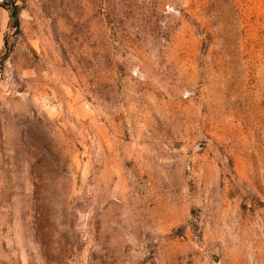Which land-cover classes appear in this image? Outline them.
<instances>
[{"label": "rangeland", "instance_id": "rangeland-1", "mask_svg": "<svg viewBox=\"0 0 264 264\" xmlns=\"http://www.w3.org/2000/svg\"><path fill=\"white\" fill-rule=\"evenodd\" d=\"M0 264H264V0H11Z\"/></svg>", "mask_w": 264, "mask_h": 264}, {"label": "crops", "instance_id": "crops-1", "mask_svg": "<svg viewBox=\"0 0 264 264\" xmlns=\"http://www.w3.org/2000/svg\"><path fill=\"white\" fill-rule=\"evenodd\" d=\"M13 12L9 6L0 8V45L13 24Z\"/></svg>", "mask_w": 264, "mask_h": 264}, {"label": "built area", "instance_id": "built-area-1", "mask_svg": "<svg viewBox=\"0 0 264 264\" xmlns=\"http://www.w3.org/2000/svg\"><path fill=\"white\" fill-rule=\"evenodd\" d=\"M11 0H0V8H3L5 6L10 7Z\"/></svg>", "mask_w": 264, "mask_h": 264}, {"label": "trees", "instance_id": "trees-1", "mask_svg": "<svg viewBox=\"0 0 264 264\" xmlns=\"http://www.w3.org/2000/svg\"><path fill=\"white\" fill-rule=\"evenodd\" d=\"M13 16H14V13H13Z\"/></svg>", "mask_w": 264, "mask_h": 264}]
</instances>
